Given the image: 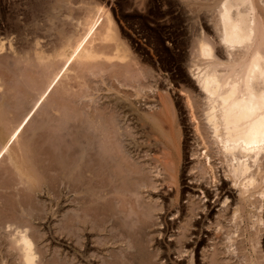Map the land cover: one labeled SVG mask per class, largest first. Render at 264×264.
Instances as JSON below:
<instances>
[{
    "label": "bare ground",
    "instance_id": "obj_1",
    "mask_svg": "<svg viewBox=\"0 0 264 264\" xmlns=\"http://www.w3.org/2000/svg\"><path fill=\"white\" fill-rule=\"evenodd\" d=\"M99 2L57 0L60 9L53 11L44 35L27 39L18 32V40L0 39V63L6 68L9 83L6 89L8 85L0 74V159L8 153L10 159L5 163L13 162L14 169L11 168L19 175L17 178L39 183L34 168L29 165L30 158L26 159L24 154L31 146L21 143V130L32 118L37 124L31 130L30 140L39 135L33 153L36 159L39 157V163L45 161L42 153H48L49 177L55 181V187L58 182L64 184H61L64 194L59 192L63 197L58 195L57 199L54 195L57 201L49 200L51 214L59 213L62 206L69 208L62 221L68 237L58 243L69 259L45 258L38 249V235L31 231L28 225L31 223L27 224L28 214L25 217V212L20 210V190L14 191L9 199L11 206H5L6 218H0V264H264V245L258 248L264 230V0L180 1L191 7V19L198 32L190 42L191 56L187 60L198 92L196 99L187 93L185 109L196 145L192 149L196 161L192 158L195 164L190 167L189 177L203 194L197 197L198 202L189 199L186 209L180 204V197L184 193L182 163L187 158V141L177 100L169 90L157 88L151 95L143 92L146 87L138 89L134 85L144 83L139 77L141 71L135 73L140 57L112 18L111 8ZM141 3L139 6L147 9L151 1L141 0ZM2 16L0 10V19ZM11 16L5 21L15 31L23 32L21 22ZM208 31L213 33L212 37ZM98 67L100 74L103 71L109 74L110 69L112 78L121 85H126L124 80L127 83L135 80L131 83L137 88L134 100L130 98L133 95H128L129 90L122 93L117 86L116 93L107 95L109 105L83 112L79 108L84 105L83 97L74 88L89 83L88 79L92 80L89 74ZM9 70L22 82L28 73H46V88L37 92L36 103L30 105L21 120L15 111L13 115L5 114L14 102ZM100 74L99 79L104 82L107 77ZM113 81L110 84L114 86ZM51 92L53 96L57 94V102L54 98L46 99ZM80 102L83 104L79 105ZM28 107L29 104L25 108ZM41 109H46L47 114L33 118ZM123 121H130L134 133H128L120 125ZM21 156L26 159L22 164L27 169L18 163ZM140 157L146 162L142 168L135 161ZM222 176L237 190V196L231 203L229 194L217 199L221 209L212 218L205 202L210 191L203 183L222 191L225 187ZM40 180H43L41 176ZM29 194L34 195L33 190ZM143 194L152 200L157 197L158 205L146 201L147 197H141ZM192 202H197L196 208ZM179 212L186 217L177 228L178 235L170 234L174 222L168 216ZM205 226L207 244L200 236ZM76 235L81 238L80 245L74 242ZM46 252L48 255L49 251ZM182 258L187 262L180 261Z\"/></svg>",
    "mask_w": 264,
    "mask_h": 264
},
{
    "label": "rangeland",
    "instance_id": "obj_2",
    "mask_svg": "<svg viewBox=\"0 0 264 264\" xmlns=\"http://www.w3.org/2000/svg\"><path fill=\"white\" fill-rule=\"evenodd\" d=\"M93 1L99 2V0L98 1L97 0H93ZM146 1H148V0H146ZM150 1H151V4L149 6L147 5L148 6L147 9L143 8L144 6H139L140 4L141 5L143 4V3H141V0H100L99 3H101L103 7H104V4H105L106 8H108V9L111 8L110 9L111 10L110 13H111L112 18L116 22V24H117L118 28L120 29V31L122 30L121 32H122L123 36L127 35L126 37L129 40V42L131 44V47H132V50L134 51V53L138 57H140V61L141 62L139 64V66H138V70H136L135 73H139V71H141V73H139L140 74L139 77H140V79L142 78V82L141 83H143V81H144V83L141 86H137L138 85L137 83H134V85L136 84L135 86L138 89H139V87L140 88H142L143 86L146 87L143 92H147V94H151V95H153V93L156 92L157 88H161L164 91L165 90H167V91L169 90L168 91L169 94L173 97V99H175V101L177 100L176 101L177 107H178V109L180 108L179 109V111H180L179 114H180L181 121H182V128L186 132V141H187V143H186V146H187L186 147V157L187 158L184 160V162L182 161L183 162L182 163V165H183L182 169H183V172H184V174H183V178L184 179H183L182 188H183V192L184 193L182 194L183 196L181 195V197H180V204H182L183 209L184 208L186 209L187 205H188L187 203L189 202V199L192 200V201L193 200L197 201L199 199V198L197 199V197L199 196V194H201V190L199 189V187H196L197 183H195V181L193 182L190 179V177H189L190 176L189 170L191 169L190 167H192L193 164H195V161H196V157L192 156V149L195 148L196 145H194V140H193V136H194L193 127L191 125V122L188 119V117H189L188 116V109L187 110L185 109V107L187 108L186 103H185V99H186L187 93H189L191 96L193 95L192 97L196 99V95H197L196 93L198 92L197 91L198 89H196L198 87H197V83L195 81V76L193 77V75H192L193 73H191L192 71L188 68L189 61H187V60L190 59L188 57L191 56V54L189 55V53L191 52L190 51L191 50V46H190L191 43L190 42L194 38L193 35L197 36L195 34L198 33V32H195V31H197V25L191 19V16H192V10H190L191 7H189V6L187 7V5L180 4L184 0H149V2ZM137 2H139V3H137ZM37 7H38L39 10L36 9ZM59 9L60 8H59V5L57 3V0H0V10L3 13L2 17L4 19V20L0 19V39H5L6 41H7V39L18 40V38H19V36L17 35L18 32L19 33H23L25 35L24 37L27 36L26 37L27 39L28 38L29 39L32 38L34 35H37V36L38 35L39 36L44 35L45 29L48 28V26L51 24V21H52L51 17H52V15H54L53 11H58ZM8 16H11V17L16 16L15 19L18 20V22H21L22 31L23 30L24 31L20 32L21 29L19 31H17V30L15 31V29L13 27H11L7 23L8 21L6 19H7ZM191 30H192V32H191ZM13 31H15V32H13ZM209 33H210V37H212L213 33L212 32H209ZM16 37H17V39H16ZM142 66H143L144 69L142 68ZM150 67L153 68L154 71L151 70ZM0 69H3V70H0V72L3 71V73H0L1 77H2V81L4 83H6V85H8L7 87H6V85L4 86V90H6L9 87V83H8V81H6L8 79V74H7V72L5 73L6 70H4V69H6V68L4 67L3 64L0 65ZM99 69H100V67H98L97 69L95 68L93 70L94 72L92 71L93 73L89 74V78L92 77V80L88 79L89 83L82 84V86H84V87H82V86H78L77 87L76 86L77 88L76 87L74 88V89H76V91L79 92V94H78V92H77V94L79 96L83 97L82 100H83L84 105H82L83 103L81 104L82 101L79 104V105L83 106V107L79 106V108L83 112L87 113V109H88V111H90V110L93 111L94 107H95V109H99L100 106L107 105L108 104L107 102L109 101V98L107 97V95L108 94L111 95V94H113V92L116 93L118 87L120 88L118 90L123 91L122 93L127 92L126 89L129 90L128 91L129 92L128 95L129 96L133 95L132 97L130 96V98H132V99L135 98L134 96H136L135 95V91H136L137 88L135 86H132L133 82H135L134 79H133L134 80L133 82H131L132 80H128V83H127L126 80H124L123 83H125L126 85L122 84L124 86L123 87L120 82L118 83V81L115 78H112V75L110 74V72H111L110 69L108 70L110 75L108 74V72H104V71L102 72V74H100L99 73V71H100ZM9 71H11L10 74L12 75L10 83L13 84V87H14L13 91H12V94L14 95V102H13V104H12V106L10 108L7 109L5 107V110L7 109L5 111V114L13 115L14 113H12V112L15 111V113L17 115V118L19 117L18 119L21 120V119L25 118V115H27V112L29 111L30 107L33 104L36 103L37 94L39 92H41V90L46 88V81H45L46 73H44V74L39 73L38 74L37 72H34L35 74L32 73V75H31V73H28V75L25 76V78H26L25 82H22L23 80H19L18 78L15 79L13 77V75H16V74H14V72H12L13 70H9ZM105 71H107V69ZM145 72H146L147 75L144 74ZM98 74H100V75H104L105 74L104 76L107 77L106 80L104 82H102V79H99L101 77ZM5 75H7V76H5ZM33 75L36 78H38L39 82L37 81V79L35 80V77H32ZM93 76H94V78H93ZM29 77L30 78L32 77L34 79H32V78L30 79ZM41 77L43 78L42 80L40 79ZM108 77H109V79H108ZM97 79H98V81H97ZM112 80H114L113 81L115 83L114 86H113V84H110V83H112L111 82ZM27 81H30V82H27ZM29 83H31V84H29ZM39 83H40V85H39ZM90 83L92 85H90ZM96 83H98V84H96ZM110 85L113 87L112 90L105 89L106 87H108ZM127 85L132 87V88L128 87ZM90 86H93V87L89 88ZM5 87H6V89H5ZM36 87H37V90H35ZM87 87H88V89H87ZM102 87L105 90H103ZM133 87H134V90H133ZM25 88H27V89L25 90ZM81 88L84 89V90L82 91ZM146 89H147V91H146ZM28 90H29V92H28ZM53 92H55V91H53ZM55 93H57V92H55ZM53 94L54 93H52V92L49 93V95L46 96V99L54 98L53 101L57 102L59 100V98L57 96L58 93L56 94V96H53ZM49 96H51V97H49ZM99 96H100V98H99ZM55 99H56V101H55ZM95 100L97 102H94ZM17 101H18V103H17ZM142 101H143V104H144L145 100L143 99ZM16 103H17V105H16ZM26 103H27V105L29 104L28 110H27V108H25V107H27ZM89 103H91V104H89ZM76 106H78V104H76ZM15 108H17V109H15ZM11 109H13V110H11ZM181 109H182V112H181ZM16 110H17V112H16ZM113 110H109V111H112L114 113ZM23 111H25V112H23ZM39 114H42V115L45 114L46 115L47 114L46 113V109H41V110L37 111L36 113H34L35 116H33V118L37 117V115H39ZM35 123H36V121L32 120V118H31L28 121V123L26 124L25 128L21 130V133L23 134V136L21 137V143H22L23 146L24 145L26 146V144H29L28 147L31 146L30 147L31 149L28 148V152H25L24 154L26 156V159L30 158V162H29L30 164L29 165H30L31 168H34L33 172L36 173L35 175L37 176V179H39V183H38V180L32 183L31 181H28L27 179H26L27 180L26 181L23 178L22 179L21 178H17V177H19V175L16 174L17 172H15L14 170L12 171L13 162L12 163L8 162L7 164H9V165H7L5 163V160H7V158H8L7 161H9L10 158L7 155L8 153L7 154L4 153V156L3 155L1 156V158L3 157L2 160L0 159V164H2L0 166V188H1L0 189V191H1L0 192V198L3 200V201H1V199H0V202H2V203H0V205H1L0 206V212H1L0 213V218L1 217H2V219L4 217L6 218V216H5V212H6L5 211V206L6 205H7V207L11 206V205H9L10 204V200L9 199L11 197V194L15 193V192L18 193V191L20 190L19 193H18V198L20 200V208H21L20 210L25 212L23 214L25 217L28 214V216H27L28 217L27 218V224L31 223V224H28L29 226H31V231H33V233L35 235H38V236H36V239L38 238L37 239L38 249L42 252V255H45V258L46 257H48V258H51V257L52 258L53 257L58 258V257H60V258L65 260V259H69L68 258L69 256L66 254V252H64V250H62L63 248L58 243L61 242V241L63 243V241L67 240L66 238L68 237L66 235V232H65L66 229H65V227L63 225V222H64V217H65L64 216L65 215V211H67V209H69V208H68L67 205L62 206V209L60 208L59 213L53 215V214H51V211H50V207H51L50 203H51V201H49V200H56L57 201V199H59L60 197L61 198L63 197L62 195L64 194V187H62V185H64V184H62L63 182L62 183L58 182L57 183L58 186L55 187V185H56L55 181L52 179V177H49L51 172H50L49 165H48L49 164V160H47V159L48 158L51 159V158L47 155L48 153L47 154H45V152L42 153V155H41L42 157L41 158L44 157L43 159L45 160L43 163H39L38 162V158L39 157L36 159L37 155L35 153H33V151L35 150L34 148L39 144V143L37 144L38 138H36L39 135L37 136L35 134V136H34L35 138L33 140L32 139L30 140V138L32 137L31 130L34 129L33 126L35 125ZM120 125H123L124 127L123 126L122 127L124 129H126L128 131V133H130V134L134 133V132H132V131H134V128L131 125L130 121H126V122L123 121ZM45 139H47V138H45ZM24 140H26V141H24ZM0 146H1V144H0ZM46 146L48 147L49 145H46ZM0 149H1V147H0ZM32 153L34 155H32ZM27 155H28V158H27ZM30 155H32V156L30 157ZM35 155H36V157H35ZM23 156H21L22 159H20L18 161L20 166L23 165L22 161L26 160V159L23 158ZM45 156H46V158H45ZM192 158L195 159V161ZM138 160H140V161H138ZM141 160H143V158L140 157V158H138L135 161H137V166L142 168L143 165H145L146 162H144V160L142 162ZM1 161H3V162H1ZM5 166H7V168ZM8 166H10V170H8L9 169ZM23 166H22V169L25 168V165H23ZM6 169H7L8 172L6 171ZM25 169H27V168H25ZM2 170H4V172ZM9 172H11V174ZM40 172H42V173L40 174ZM146 172H147V170H146ZM221 173H222V170L220 169L219 174H221ZM40 176H41V179H43V180H40ZM44 176H46V177H44ZM220 176L221 175H219V177ZM224 177L225 176H222V181H225V187H224V189L222 191H221V189H219V191H216V188L214 186H211L210 184H209L210 186L209 185L206 186V184L203 183V186L210 191V194H209L208 197H206L205 202L209 206V213L212 215V216L210 215L212 218H215V216L217 215V213H219V211L221 209V204L219 203V201H216L217 199H221V197H223V195H228L229 194L230 198H231L229 200V203H231L232 198L237 196V190L233 189L234 187H232L231 185H228L229 184V180L224 178ZM47 178L48 179L50 178V179L48 180ZM150 178L152 179L151 174H150ZM19 179L21 181L24 180V182L22 181V183H21V181H19ZM40 181L42 182V184L40 183ZM222 181H220L219 186H222V184H221ZM29 182L31 183V189L33 190V193H34L35 196L33 194H29V192L30 193L32 192V190L30 189V186L27 185V184H29ZM9 183L12 184V185H10ZM15 184H16V186L17 185L18 186L16 187ZM39 184L41 185L40 188H39ZM52 185H54L55 188H53ZM58 187H59V189L62 187L61 190H59ZM231 187H232V189H231ZM34 190H38V191L34 192ZM47 190H48V192H47ZM9 192H11V193H9ZM59 192H62L63 194L61 195ZM52 193H54V194L52 195ZM49 195H51V196H49ZM54 195L57 196L58 198L57 197H53ZM58 195L59 196L61 195V196L59 197ZM143 196L147 197V198H145L146 201L152 200L151 197L149 198L145 194H143L141 197L144 198ZM201 196H203V194H201ZM193 197H194V199H193ZM55 198H57V199H55ZM21 199H22V201H25L27 199V201L22 203ZM28 200L31 201V204L27 203ZM154 200H155V202H154ZM154 200H152V201L157 206L158 205V204H156L158 202L157 197H155ZM197 202H192V203L195 204V205L193 204V206L195 208L197 206ZM25 205L26 206L28 205V206L26 207ZM31 205H32V207H31ZM1 209L3 210V212L1 211ZM48 209H49V211H48ZM177 214H178V216H177ZM177 214L175 215L177 218L175 216H173V215H169L168 216V219L170 221L174 222V223H172V225L169 228L171 230L170 234H176L177 233L176 235H178V233H179L178 229H179V227H180V225L182 223V219H183L184 216L186 217L185 214H184V216L183 215L180 216L181 215L180 212L177 213ZM55 215L57 217H55ZM29 220L31 222H29ZM44 220H46V221H44ZM173 220H175V221H173ZM203 221H205V218L203 219ZM49 223H50V225H49ZM189 225L190 224L188 223L187 226L189 227ZM229 225H231V224H229ZM205 228H206V226L203 228L204 231L203 230L201 231V233H200L201 235L200 236H201V238H204L206 240L205 241L206 243L205 242L204 243L207 244V242L209 243L208 239H206L207 236H208V232H207V230H205ZM50 229H52V230H50ZM61 230H62V234H61ZM50 231H52V235L50 234L51 233ZM55 231H56V233H55ZM174 231H175V233H172ZM54 235H56V236H54ZM176 235H174V236H176ZM59 237H60V239H59ZM242 237L243 236H240V238H242ZM48 238H49L50 241L48 240ZM167 239L169 240L171 238L167 237ZM39 240L42 241V242H40ZM261 240L262 241L260 243V247H258L259 249L261 248V246L264 245V230H263V234L261 235ZM74 242L76 244L80 245L79 242H82V241H81V238L77 237V235H76V239L74 240ZM49 243H50V245H49ZM205 244H203L202 246L204 247ZM43 245H44V247H43ZM236 246L237 245H235L234 247H236ZM203 247L200 248V250H199L200 253L203 250ZM43 250H45L44 253H43ZM46 251H49L48 255H47L48 252H46ZM194 254H195V252H194ZM173 256L175 258V255H173ZM198 257H199V259L202 258L201 255H198ZM155 259H156V256H155ZM182 259L180 261L187 262L184 258H182Z\"/></svg>",
    "mask_w": 264,
    "mask_h": 264
}]
</instances>
